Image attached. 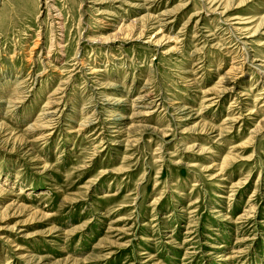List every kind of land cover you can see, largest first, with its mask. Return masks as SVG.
<instances>
[{
	"label": "rangeland",
	"instance_id": "1",
	"mask_svg": "<svg viewBox=\"0 0 264 264\" xmlns=\"http://www.w3.org/2000/svg\"><path fill=\"white\" fill-rule=\"evenodd\" d=\"M0 264H264V0H0Z\"/></svg>",
	"mask_w": 264,
	"mask_h": 264
},
{
	"label": "bare ground",
	"instance_id": "2",
	"mask_svg": "<svg viewBox=\"0 0 264 264\" xmlns=\"http://www.w3.org/2000/svg\"><path fill=\"white\" fill-rule=\"evenodd\" d=\"M18 1H21V0H18ZM54 114V113H53Z\"/></svg>",
	"mask_w": 264,
	"mask_h": 264
}]
</instances>
